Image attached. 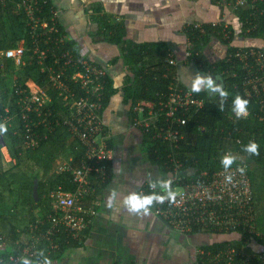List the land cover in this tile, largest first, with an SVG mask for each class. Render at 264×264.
Here are the masks:
<instances>
[{
    "label": "trees",
    "instance_id": "obj_1",
    "mask_svg": "<svg viewBox=\"0 0 264 264\" xmlns=\"http://www.w3.org/2000/svg\"><path fill=\"white\" fill-rule=\"evenodd\" d=\"M18 1L4 0V3H0V53H2V56L0 55V120H4L5 115L12 114L14 116L5 123L7 132L2 134L0 149L7 147L12 160H16L13 166L4 169L3 152L2 149L0 150V186L3 189V192L0 193V200H5L11 205L9 211H12V214L8 218L13 217L15 221L19 214L26 213L27 222L23 225L12 224L10 227L6 226L5 229L0 230V259L8 260L11 253L18 254L28 247L32 249L33 255H28L25 262L27 264H45L50 260H58L66 250L83 245L90 234L93 218L87 217V220L91 221H88L77 237L62 230L53 231L50 239L44 237L51 227L48 220L52 205L50 194L58 190L76 192L79 184L74 181L72 169L85 164H93L95 161L88 158L86 147L77 136L71 134L61 118L71 108V99L70 101L63 100L59 89L49 82L48 68L52 65V57L48 56L49 59L44 64L39 63L38 55L34 51L31 19L24 9L16 7L15 2ZM34 5L41 8L40 12L35 10L36 17L40 16L51 24H56L59 31L51 33L52 40H55V37L60 34L66 36V40L58 45L55 42L47 45L42 42L41 49L50 48L51 51L48 53L69 51L80 58L89 59L80 50L78 42L70 37L58 16L54 15L56 6L53 0H39ZM236 10L240 16L243 33L247 37L264 39V0L258 2L256 9L240 6ZM100 12L97 10L93 15L94 21L99 25L98 34L104 41L121 46L120 57L113 58L111 63L123 58L132 70L123 89L124 102L131 104V114L133 105L138 101L158 102V94L166 95L169 92L170 84L175 82L179 76V65L170 62L171 58H175L174 54L163 42L135 43L128 41L125 39V26L119 21H112L108 15H102ZM206 29V33L192 29L186 32L190 42L191 56L189 59L200 65L203 71L209 74H221L222 70H226L221 75L226 82V87L223 90L228 93L227 97H221L218 92L211 94L205 87H201V91L195 92V94L206 100L204 107L199 111L187 112L186 125L175 123L174 127L183 136L177 141L162 140L156 137L154 132L156 125L164 124L166 121V116L162 115L155 121L152 128L140 129L143 151L147 160L157 166L163 176H165L164 174L168 175L167 180L175 174V168L169 161V155L171 154L181 163L178 171L181 179L172 181V184L179 188L200 182L204 173L212 174L216 170L225 168L222 158L226 154L235 157L231 166L244 164L248 168L252 180L254 198L252 206L256 215V228L257 231L264 233V117L261 118L263 113L259 109L257 100L245 95L241 77L233 76L234 69L229 61L224 60L215 65L208 62L203 53L206 43L210 37L222 38L223 34L218 33L222 29L220 27L214 29L206 25ZM229 29L232 31L230 36L232 39L234 29L232 26H229ZM231 39H227L225 42L230 43ZM19 46H24L25 64H22L21 61L17 63L15 58H8L4 55L7 49ZM236 50L237 47H229L230 53ZM60 67L61 65H57L55 69L59 70ZM73 71V68L68 69L67 75L70 79L67 82L73 91H80L78 95H81L82 90L79 85L71 79ZM14 74L17 75L15 81L13 80ZM29 82H34L47 89L51 97V104L43 107L40 117H37V113L28 111L29 117L26 120L23 118V114L27 111L22 106L21 96L16 94V88L18 86L27 87ZM101 82L104 85L102 100L103 109H105L117 89L109 75L101 78ZM236 95L249 101L248 114L241 118H237L233 111V101ZM108 133L105 132L104 136L107 137ZM32 139H36L35 144L31 143ZM250 142H255L258 145L259 155L246 151V146ZM108 143L109 147H112L110 138ZM41 154L47 155L42 165H40V159L43 158ZM61 154H64L68 160L73 158V161L68 163L72 169L54 170L57 163L56 156ZM103 163L107 166L106 177L95 169L89 174V183L86 184L87 199H90L94 204L97 203L104 187L108 184L110 180L108 175L111 174L113 168L112 159L103 161ZM30 168L31 170L27 172V169ZM156 182L154 180L145 182L139 187L138 196H140L141 188H148ZM35 185H37L36 195L34 193ZM17 189L19 190L18 199L15 198ZM241 235V241L234 239L216 242L205 245L204 249L215 253L230 245L239 247L244 244L245 239L264 245V239L256 235L254 231L243 232ZM247 250L255 251L256 249L248 247ZM198 264L216 263L210 255L199 254ZM256 264L259 263L256 262Z\"/></svg>",
    "mask_w": 264,
    "mask_h": 264
},
{
    "label": "built area",
    "instance_id": "obj_2",
    "mask_svg": "<svg viewBox=\"0 0 264 264\" xmlns=\"http://www.w3.org/2000/svg\"><path fill=\"white\" fill-rule=\"evenodd\" d=\"M259 1L251 0L250 8L256 9ZM1 2L4 3V0H0ZM38 2L39 0H19L15 2V5L17 8L24 9L31 19L34 51L38 55L39 63L44 64L49 59L48 56L52 57V65L48 68L49 82L59 89L63 100L70 101L71 99V108L65 112V116L61 117L64 124L68 126L71 134L77 136L86 147L88 158L95 161L93 164H85L73 169L69 164L61 166V171L72 169L74 181L78 182L79 186L76 192L58 190L50 194L52 205L48 220L51 227L44 237L50 239V235L55 230L66 231L77 237L90 220H87V217H93L95 214V209L85 206L89 174L96 169L106 177L107 166L102 162L112 159V150L108 143L111 134L109 129L106 131L108 127L102 115L104 85L101 78L107 75V71L106 68L91 59L80 58L69 51L48 53L51 51L50 48L41 49L42 42L45 45L51 42L58 45L66 40V36L60 34L55 37V40L51 39V33L59 30L55 23L51 24L48 20L35 16V10L41 11L40 7L34 5ZM245 3V1H238L236 6H243ZM57 13L55 10L54 15L57 16ZM206 25L214 29L222 28L218 33H222L223 37L227 39L231 35L229 25L219 21L209 24L199 21L187 22L184 29H187L185 32L192 29L206 33ZM24 51V46H19L7 49L4 55L8 58H15L17 63L21 61L22 64H25ZM186 54L187 57L191 56L190 51ZM229 61L234 69L233 76L241 77L245 95L257 100L259 109L264 115V49L255 46L238 49L230 55ZM170 62L177 63L175 58H171ZM57 65H61L59 70L55 69ZM69 68L74 69L71 79L79 85L82 90L81 95H78L80 91H73L67 82L70 79L67 75ZM27 85V87L18 86L16 88V94L21 96L22 106L27 111L23 114V118L26 120L29 117L28 111L37 113V117H40L43 107L51 104V97L47 89L34 82H29ZM158 95V102L141 100L133 105L132 125L138 130L150 129L160 116L165 115V123L156 125L155 136L162 140L177 141L183 134L174 127L175 123L186 125L188 121L186 113L192 110H201L206 100L191 91L190 86H184L178 78L170 84L169 92L166 95ZM263 115L261 118L264 117ZM11 118V115L3 117L6 122ZM105 132H109L108 139L106 135L104 136ZM1 137L2 134H0V143ZM31 141L32 144L36 143V139ZM169 161L175 168L174 176L168 180L170 181L169 188L164 189L163 182H156L152 184L153 186L141 188L140 196L165 197L163 202L154 200L149 210H152L173 230L183 234L198 232L236 234L235 240L237 241L242 240L243 232L254 231L256 235L264 239V233L257 231L256 228V215L252 206L254 202L252 180L246 165L222 168L212 174L204 173L200 182L179 188L174 186L172 181L181 179L178 172L181 163L171 154ZM169 190L174 193V199L167 197ZM243 242L244 244L239 247L230 245L215 253L206 250L201 253L210 255L216 264H256V262L264 264V250H247L248 247L255 248L252 245L254 241L245 239ZM256 243L264 246L257 241ZM28 255H33L32 249L25 247L18 254L11 253L8 260L0 259V264H25Z\"/></svg>",
    "mask_w": 264,
    "mask_h": 264
},
{
    "label": "crops",
    "instance_id": "obj_3",
    "mask_svg": "<svg viewBox=\"0 0 264 264\" xmlns=\"http://www.w3.org/2000/svg\"><path fill=\"white\" fill-rule=\"evenodd\" d=\"M238 1L246 2L244 8L251 6V0H53L60 23L78 42L84 55L106 68L117 90L102 113L111 134L110 180L97 203L85 200L86 207L95 209L90 234L83 245L66 250L58 260H50V264H198L205 245L235 239L236 234H183L173 230L152 210L146 214L128 211L125 200L130 195H138L139 187L147 181L169 182L168 175L163 176L147 160L141 131L132 125L131 104L123 99L125 82L132 70L123 58L111 63L113 58L120 57L121 46L103 40L93 15L99 10L112 21L121 22L128 41L166 44L179 65V81L191 87L197 73L202 76L211 73L186 56L190 51L184 29L187 22L219 21L233 27L230 43L225 42L227 38L217 36L210 37L206 43L203 53L213 65L229 61L230 46L237 50L251 46L264 49L263 38L247 37L243 33L236 12L240 7L236 6ZM225 72L222 70L221 74ZM221 74L214 75L224 79ZM150 172L159 175L151 179Z\"/></svg>",
    "mask_w": 264,
    "mask_h": 264
},
{
    "label": "clouds",
    "instance_id": "obj_4",
    "mask_svg": "<svg viewBox=\"0 0 264 264\" xmlns=\"http://www.w3.org/2000/svg\"><path fill=\"white\" fill-rule=\"evenodd\" d=\"M201 85H204L206 86V88L211 89L212 92L214 93L218 92L221 97H227L228 95V93L225 90H223V88L220 85L215 84V82L210 76H202L199 73H197L195 78L191 80V91L197 92V93L200 92ZM248 103H249L248 100L242 99L239 95H236L233 101V105H234L233 111L235 112L237 118L244 117L248 114L247 113ZM6 132H7V127L5 126V124L0 123V134L6 133ZM246 151L251 154L259 155L258 145L255 142H250L246 146ZM234 159L235 157L228 155V154H226L222 158V164L224 165L225 169L230 168ZM169 183L170 181L162 183V187L164 189H168ZM167 197L169 199H174V193L169 190L167 192ZM164 199L165 197L163 196L158 197L155 195H146V196L140 197L138 195L132 194L125 200V205L127 206L129 212L140 213L141 211H143V213L146 214L148 213L149 208L153 204L154 200L163 202ZM25 264H27V262H25Z\"/></svg>",
    "mask_w": 264,
    "mask_h": 264
},
{
    "label": "rangeland",
    "instance_id": "obj_5",
    "mask_svg": "<svg viewBox=\"0 0 264 264\" xmlns=\"http://www.w3.org/2000/svg\"><path fill=\"white\" fill-rule=\"evenodd\" d=\"M0 55L2 56V53H0ZM205 76V75H204ZM16 78H17V75L16 74H14V76H13V80L15 81L16 80ZM12 83H13V81H12ZM12 83H10V84H12ZM13 85V84H12ZM201 87H204V85H201ZM11 116L12 117H14L12 114H11ZM0 123H3V124H5L6 123V121L5 120H0ZM133 141H138V140H133ZM47 148H49V147H47ZM2 149V152H3V159H2V164H3V167H4V169H8V168H10L11 166H13L14 165V163L16 162V160L15 159H13L12 160V157L10 156V154L8 153V148L7 147H2L1 148ZM0 149V150H1ZM42 156H43V158H42V160L40 159V165H42V162L45 160V158L47 157V155L46 154H41ZM57 158H56V161H57V163H56V166H55V168H54V170H56V171H60V169H61V166H64V165H66V164H68V163H71V161H73V158L71 157L69 160L65 157V155L63 154H61V155H58V156H56ZM31 170V168L28 170L27 169V172L28 171H30ZM51 171H53V170H51ZM54 173V172H53ZM41 174L43 175V173H42V171H41ZM159 175V173H157V172H150L149 173V178H151V179H154V178H156L157 176ZM17 188H19V186L17 185ZM1 192H3V189H2V187L0 186V193ZM18 192H19V190L17 189V192H16V199H18V197H19V195H18ZM26 195V194H25ZM20 199V198H19ZM22 207V210L24 211L25 209L23 208V205L21 206ZM11 208V205L7 202V201H5V200H0V230H3V229H5L6 228V226L7 227H10L12 224H18V225H23L25 222H27V216H26V213H22V214H19L18 216H17V219H15V221H14V218L13 217H10V218H8L9 216H10V214H12V211H9V209ZM21 219H23V220H21ZM11 220V221H10ZM13 220V221H12ZM4 224H6L5 226H4ZM210 236V238H212L213 236L212 235H209ZM235 236V235H234ZM252 245H254V247H256V248H258V247H262V248H264V246H259L256 242H253V244ZM45 264H49V263H45Z\"/></svg>",
    "mask_w": 264,
    "mask_h": 264
},
{
    "label": "water",
    "instance_id": "obj_6",
    "mask_svg": "<svg viewBox=\"0 0 264 264\" xmlns=\"http://www.w3.org/2000/svg\"><path fill=\"white\" fill-rule=\"evenodd\" d=\"M209 76L213 79L215 84L220 85L223 89L226 87V83L224 82V79L221 76L214 75V74H211ZM205 89L211 94L214 93V92H212L211 89L206 88V86H205ZM34 193H35V195L37 194V185H35V187H34Z\"/></svg>",
    "mask_w": 264,
    "mask_h": 264
}]
</instances>
